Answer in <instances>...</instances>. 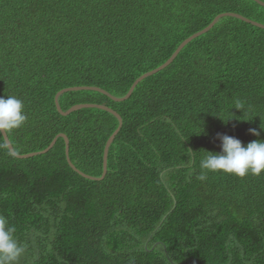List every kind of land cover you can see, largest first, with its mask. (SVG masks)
I'll return each instance as SVG.
<instances>
[{"label": "trees", "instance_id": "obj_1", "mask_svg": "<svg viewBox=\"0 0 264 264\" xmlns=\"http://www.w3.org/2000/svg\"><path fill=\"white\" fill-rule=\"evenodd\" d=\"M223 13L264 26L253 0H0V96L22 100L28 117L5 132L13 151L63 134L73 166L99 178L118 121L94 108L61 116L57 92L121 98ZM79 104L122 121L101 181L69 168L61 138L17 159L0 134V215L26 246L20 264H264V172L197 179L217 133L264 140L248 133L264 126L263 29L223 17L123 102L58 98L63 112Z\"/></svg>", "mask_w": 264, "mask_h": 264}, {"label": "clouds", "instance_id": "obj_2", "mask_svg": "<svg viewBox=\"0 0 264 264\" xmlns=\"http://www.w3.org/2000/svg\"><path fill=\"white\" fill-rule=\"evenodd\" d=\"M234 107L241 110L243 104L237 101ZM27 119L22 100L12 95L0 96V131L20 129ZM231 119L223 120L227 122ZM261 132H264V126L261 125L259 130L248 129V133L256 137ZM215 140L219 141L220 151H205L207 154L200 161L197 179L203 181L209 173L242 178L249 174L259 176L264 172V140H253L245 145L240 139L222 133H217ZM25 253L26 246L17 238L15 226L10 224L7 217L0 215V264H20Z\"/></svg>", "mask_w": 264, "mask_h": 264}, {"label": "water", "instance_id": "obj_3", "mask_svg": "<svg viewBox=\"0 0 264 264\" xmlns=\"http://www.w3.org/2000/svg\"><path fill=\"white\" fill-rule=\"evenodd\" d=\"M255 3H257L259 6L261 7H264V2H261L259 0H253ZM223 17H231V18H235L237 20H240L242 22H245V23H248L254 27H257V28H260V29H263L264 30V26L261 25V24H258L256 22H252L238 14H233V13H223V14H220L218 16H216L212 22L207 26L205 27L204 29H202L201 31L191 35L190 37H188L187 39H185L177 48L176 50L173 52V54L169 57V59L164 63L162 64L161 66H159L158 68L152 70V71H149L143 75H141L140 77H138L133 83L132 85L130 86L127 94L121 98H115L111 95H109L107 92L99 89V88H96V87H71V88H66V89H63L59 92H57V94L54 96V104H55V108H56V111L58 112L59 115L61 116H67L69 115L70 113L72 112H75V111H78V110H81V109H86V108H94V109H99V110H102V111H105L109 114H111L112 116H114L117 121H118V127L117 129L112 133V135L108 138V140L106 141L105 145H104V148H103V155H102V173H101V176L99 178H94V177H91V176H88L86 174H83L82 172H80L79 170H77L73 164L70 162V159L68 157V139L66 138L65 135L63 134H59L57 135L52 141L51 143L49 144V146L40 151V152H33V153H29V154H24V155H18L16 154L14 151H13V148L6 136V133L4 131H0V134L4 140V143L8 149V151L10 152V154L17 158V159H28V158H32V157H35V156H39V155H44L46 154L48 151H50L52 149V147L54 146L56 140L58 138H61L63 141H64V145H65V157H66V162H67V165L69 166V168L74 171L76 174H78L79 176H81L82 178L84 179H87V180H90V181H101L105 174H106V161H107V154H108V149L111 145V143L113 142V139L115 138V136L117 135V133L119 132L120 128H121V124H122V121H121V118L119 117V115L114 112L113 110L105 107V106H102V105H96V104H79V105H75V106H72L70 109H68L66 112H63L59 105H58V98L66 93V92H76V91H95V92H99L103 95H106L107 97H109L111 100L115 101V102H123L125 100H127L131 93L133 92L134 88L136 87V85L142 81L143 79L147 78V77H150L160 71H162L163 69H165L167 66H169L172 61L175 59V57L178 55V53L180 52V50L185 46L187 45L189 42H191L193 39L207 33L213 26L214 24L221 18Z\"/></svg>", "mask_w": 264, "mask_h": 264}]
</instances>
